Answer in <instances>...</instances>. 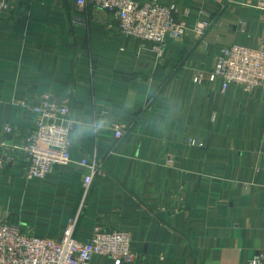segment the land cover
<instances>
[{
	"label": "crops",
	"instance_id": "1",
	"mask_svg": "<svg viewBox=\"0 0 264 264\" xmlns=\"http://www.w3.org/2000/svg\"><path fill=\"white\" fill-rule=\"evenodd\" d=\"M157 1L188 26L160 56L72 0H17L0 19V139L7 125L18 141L28 134L32 117L15 101L33 93L67 100L73 127L71 163L44 179L0 164V220L53 241L71 217L80 242L119 229L134 264H264V89L221 93L211 73L223 46L264 49V12L254 0ZM198 20L211 21L202 36ZM83 157L103 171L88 192Z\"/></svg>",
	"mask_w": 264,
	"mask_h": 264
},
{
	"label": "built area",
	"instance_id": "2",
	"mask_svg": "<svg viewBox=\"0 0 264 264\" xmlns=\"http://www.w3.org/2000/svg\"><path fill=\"white\" fill-rule=\"evenodd\" d=\"M17 0H0V19L10 17L18 7ZM78 9L90 5L107 14L116 24V34L121 40H134L139 49L151 50L161 55L166 39L181 41L188 29L174 6H163L157 0H72ZM222 0H218L221 2ZM255 7L264 12V0H254ZM72 21L78 23L72 14ZM211 27L210 20H198L193 30L202 36ZM212 75L224 93L229 86H239L243 92L264 89V49L231 44L221 47L214 57ZM200 73L193 77L199 83ZM33 93V92H32ZM15 103L26 109L32 123L28 134L20 141L13 138L14 129L7 125L0 139V164L17 165L27 180L44 179L71 163L70 148L72 122L69 119L67 100L42 93L16 99ZM115 139L123 136V127L113 128ZM11 136L7 142L5 137ZM195 144L194 141L190 142ZM21 155L17 163L16 155ZM85 169L82 186L88 192L95 175L103 173L95 159L83 157L78 163ZM77 217H71L59 241L25 233L19 225L0 220V264H90L93 256L109 258L112 264H134L136 254L131 250V236L119 229L97 226L86 242L73 238ZM261 256L248 264H260Z\"/></svg>",
	"mask_w": 264,
	"mask_h": 264
},
{
	"label": "clouds",
	"instance_id": "3",
	"mask_svg": "<svg viewBox=\"0 0 264 264\" xmlns=\"http://www.w3.org/2000/svg\"><path fill=\"white\" fill-rule=\"evenodd\" d=\"M99 127H100V126H98V125H96V124H93V125L91 126V128H92L93 131H97V130H99Z\"/></svg>",
	"mask_w": 264,
	"mask_h": 264
}]
</instances>
